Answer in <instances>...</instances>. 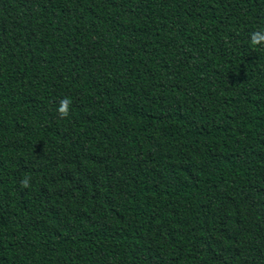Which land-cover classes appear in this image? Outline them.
<instances>
[{
  "label": "trees",
  "instance_id": "trees-1",
  "mask_svg": "<svg viewBox=\"0 0 264 264\" xmlns=\"http://www.w3.org/2000/svg\"><path fill=\"white\" fill-rule=\"evenodd\" d=\"M258 30L264 0H0V264H264Z\"/></svg>",
  "mask_w": 264,
  "mask_h": 264
},
{
  "label": "clouds",
  "instance_id": "clouds-1",
  "mask_svg": "<svg viewBox=\"0 0 264 264\" xmlns=\"http://www.w3.org/2000/svg\"><path fill=\"white\" fill-rule=\"evenodd\" d=\"M250 43L253 47L264 45V30H258L251 33ZM71 101L68 98H64L57 109L61 118H66L69 115V104ZM22 187H28V179L21 181Z\"/></svg>",
  "mask_w": 264,
  "mask_h": 264
}]
</instances>
